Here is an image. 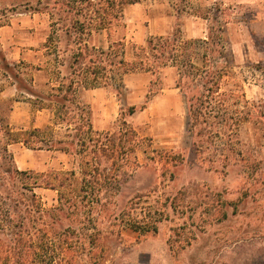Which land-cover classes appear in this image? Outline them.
Here are the masks:
<instances>
[{
	"label": "rangeland",
	"instance_id": "rangeland-1",
	"mask_svg": "<svg viewBox=\"0 0 264 264\" xmlns=\"http://www.w3.org/2000/svg\"><path fill=\"white\" fill-rule=\"evenodd\" d=\"M203 2L228 21L236 62L232 77L243 86L241 101H249L251 118L239 134L242 151L226 153L218 147L225 141L193 136L187 99L176 87L173 67L163 70L160 89L156 85L151 91L149 73L134 71L116 76L119 91L110 86L86 90L82 99L91 107L96 129L114 131L125 116L141 136L152 138L153 155L168 151L173 161L165 167L162 162L147 164L140 151L146 165L134 174L127 170L119 192L98 207L99 246L89 258L71 254L69 264H264V0ZM47 3L0 0V17L7 22L0 28L5 55L25 76H33L37 87L45 88L56 55L47 53V45L54 44L47 42L52 30ZM124 15L128 60H133L134 46H146L151 35L179 27L186 37L199 38L207 35L209 26L202 17L178 16L169 0H141L127 6ZM88 39L107 46L104 31H94ZM62 40L63 50L67 45ZM27 96L0 68V113L5 121L14 130L47 127L52 111L33 108ZM133 105L137 110L129 114ZM9 148L21 169H75L79 175L74 158L64 152L34 150L22 143ZM35 190L45 206L57 204L56 190ZM135 223L156 230L140 233L132 227Z\"/></svg>",
	"mask_w": 264,
	"mask_h": 264
},
{
	"label": "trees",
	"instance_id": "trees-1",
	"mask_svg": "<svg viewBox=\"0 0 264 264\" xmlns=\"http://www.w3.org/2000/svg\"><path fill=\"white\" fill-rule=\"evenodd\" d=\"M139 1L48 0L46 8L52 30L47 42L51 44L53 40L54 44L47 45V53L56 55L50 60L53 68L48 70L47 88L37 87L33 76H25L17 63L10 62L0 44V68L5 75L12 79L18 91L28 95L33 108L49 109L53 113L47 127L20 130H14L0 113V260L3 264L54 261L69 264L68 258L71 254L77 256L76 252L92 257L102 239L98 207L103 205L105 197L119 192L127 170L134 174L146 165L139 152L144 154L147 164L162 162L165 167L173 161L168 151L153 155L152 138L141 136L125 116L114 131L95 128L91 107L82 94L102 86L121 90L115 82L118 74L149 73L152 91L156 85L162 87L163 70L173 67L176 87L187 99L193 136L225 141L218 147L226 153L242 151L240 127L250 121L251 112L249 101L240 99L242 84L232 77L236 62L228 38V21L221 18L219 9L203 0H169L178 16L208 20L207 35L186 37L179 27L166 35H151L146 46H134L133 60H128L126 35L122 32L126 28L124 11ZM6 24L0 17V28ZM94 31L106 33V47L90 44L88 36ZM63 38L67 46L62 50ZM65 51H69L67 58L62 54ZM136 110L135 105L131 106L129 114ZM13 143L34 150L64 152L74 158L79 175L75 169L48 173L21 169L9 148ZM36 187L56 190L57 204L45 206ZM132 225L140 233L156 230L142 224Z\"/></svg>",
	"mask_w": 264,
	"mask_h": 264
},
{
	"label": "crops",
	"instance_id": "crops-1",
	"mask_svg": "<svg viewBox=\"0 0 264 264\" xmlns=\"http://www.w3.org/2000/svg\"><path fill=\"white\" fill-rule=\"evenodd\" d=\"M205 37V36H204ZM42 110H46V109H42ZM39 127V126H38Z\"/></svg>",
	"mask_w": 264,
	"mask_h": 264
}]
</instances>
